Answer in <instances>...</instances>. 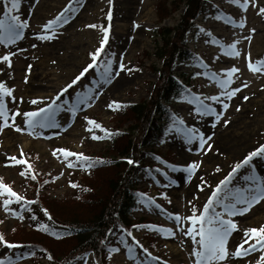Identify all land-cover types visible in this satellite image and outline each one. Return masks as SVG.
Instances as JSON below:
<instances>
[{"label": "rangeland", "instance_id": "obj_1", "mask_svg": "<svg viewBox=\"0 0 264 264\" xmlns=\"http://www.w3.org/2000/svg\"><path fill=\"white\" fill-rule=\"evenodd\" d=\"M2 2L0 19L8 21L10 17L5 9H10L11 4L9 0ZM244 2L240 0V4ZM68 7L71 11L65 14L64 22L52 31H43ZM261 9H264V0H247L246 10L229 0H207L206 13L187 35V45L199 56L201 65L188 60L178 62L175 68L176 74L195 75L196 95L193 94V99L168 105L185 130L177 131L170 125L164 128V137L152 144L161 154L145 160L151 166L157 165L159 174L155 178L137 180L140 190L150 188L147 194L151 198L150 202L141 204L140 215L156 220L157 223L149 225L159 231L148 229L149 225L139 232L132 230L134 241H128L127 245L120 241L114 246L107 257L108 264H146L150 257L159 259L160 264H195L193 248L197 246L185 231L178 230V227L186 229L187 221L178 226L170 217H190L193 206L201 210L214 187L264 143V71L254 73L248 67L250 63L256 65L264 61V13ZM181 14L182 6L176 0H18L12 15L26 22L27 27L15 43L7 47L0 44V57L11 55V67L7 61L0 62V83L12 90V96L5 97L8 115L37 112L52 105L58 95L60 99L50 112L37 118L45 127L28 126L27 118L19 115L15 122L8 120L9 127L0 130V182L22 198L16 202L14 197L0 195V231L4 241L16 240L11 238L16 228L24 227L29 232L28 228L42 223L41 218L29 217V211L25 210L35 209V204L22 205L26 198L35 199V194L24 185L26 172L32 177L50 178L44 185V192L52 201H63L58 207L65 211L81 210L73 202L76 189L71 185L80 181V175L89 169L79 164L67 167V161L56 150L66 149L85 157L106 153L109 146L105 132L88 121L96 122L107 133L133 125L131 116L118 114L117 105L148 98L157 78L151 67L159 65V60L153 56L158 41L154 31L160 26L172 30ZM226 18L230 21H225ZM91 25L97 27H89ZM101 29L108 30L105 44L109 49L108 59L99 67L97 63L89 68L91 56L104 38ZM44 36L51 38H38ZM214 40L221 41L226 48L235 44L239 56L225 55ZM206 67L223 80L200 77ZM232 68L239 71L231 76L232 82L226 89H222L219 82L228 79L224 74ZM64 89L67 91H62ZM236 89L239 91L229 98ZM215 97L219 99H211ZM33 100L38 103H31ZM197 104L212 111L201 114L204 108L197 110ZM89 128L92 131H88ZM93 135L105 138L94 140ZM200 137L206 141L203 148ZM234 138L237 140L230 144ZM12 157L16 159H10ZM192 164L198 167L189 177L185 169ZM22 172L25 175H21ZM249 188L264 189L262 156L241 167L225 192L230 197H239L248 195L245 190ZM9 199L13 202L5 209L4 201ZM47 205L54 211L57 204ZM214 207L217 212L223 211L218 205ZM40 213L44 215L46 211L40 208ZM231 219L238 228L228 242L229 252H234L245 230L264 226V200ZM144 236L154 241L153 248ZM52 245L48 247L56 253ZM147 249L151 250V255ZM261 257H264V250L244 258H229L222 264H264ZM27 260V256L15 255L0 243L3 264H28ZM78 264H97V261L88 257Z\"/></svg>", "mask_w": 264, "mask_h": 264}, {"label": "trees", "instance_id": "obj_2", "mask_svg": "<svg viewBox=\"0 0 264 264\" xmlns=\"http://www.w3.org/2000/svg\"><path fill=\"white\" fill-rule=\"evenodd\" d=\"M176 1L182 6L176 25L170 31L162 26L154 31L158 41L153 56L159 60V65L151 67L157 78L148 98L119 106L118 114L131 116L133 125L114 129L112 135L106 137L109 150L89 156L95 162L94 166L80 175V181H75L73 202L81 210L65 211L58 207V204H64L63 201H52L44 192V185L50 178L39 175L32 179L26 172L24 185L35 194V199L26 198L35 204V210L29 209L30 215H37L35 211L41 208L49 216L41 215L42 223L28 228L29 232L19 227L11 233V238L16 239L12 243L17 245V253L29 256L26 263L77 264L90 256L97 264H108L107 257L114 246L125 240V233L139 232L147 229V225L157 223L140 215L142 193L149 189L140 190L137 180L152 178L158 172L145 160L161 154L152 147L153 142L164 137L165 127L178 122L168 105L180 103L193 94L195 76L183 72L176 74L175 68L178 62L199 58L188 47L187 35L207 10V0ZM108 55L106 45L97 62L107 60ZM129 160L133 163H128ZM105 173L107 175H103ZM53 202L57 204L54 211L47 205ZM41 225L47 230L41 229ZM0 234L3 235L1 231ZM143 238L151 248L154 247L150 237ZM52 244L56 253L48 247H53Z\"/></svg>", "mask_w": 264, "mask_h": 264}, {"label": "snow or ice", "instance_id": "obj_3", "mask_svg": "<svg viewBox=\"0 0 264 264\" xmlns=\"http://www.w3.org/2000/svg\"><path fill=\"white\" fill-rule=\"evenodd\" d=\"M9 2L11 4V8L5 9V12L10 17V20L6 21L0 19V44H4L6 47L9 44L15 43L22 36L23 29L27 27L26 22L21 21L19 17L12 15V10H15L17 8L18 0H9ZM229 2L236 4L244 10H246L247 8V0H245L243 4H240V0H229ZM68 11H71V7L66 8L65 12H62L59 16H57L54 21H50L44 27L43 31L49 32L54 30V27L56 25L64 22L65 14ZM260 11L264 13V9H261ZM89 27L95 28L97 26L91 25ZM101 30L104 33V38L101 42L100 48L91 56L93 61H96L99 58L108 40V30ZM38 38L50 39L51 37L44 36ZM224 54L233 57L239 56V52L236 50L235 44L230 45ZM12 55H14V53ZM2 61L9 62V67H11V55H4L3 57H0V62ZM91 67H94V65H89V68ZM248 67L249 70L253 71L254 73L264 71V61H260L256 65L250 63ZM121 70H123V66H121ZM84 71L87 72L88 69H85ZM238 71V69L232 68L224 74L226 77H228V79L219 82L222 89H226V87L232 82L231 76ZM81 75H83V73ZM79 79L80 77L77 78V80ZM71 86L72 85H69L68 87ZM62 91H67V89H64ZM235 91H239V89H236L232 93H230L229 98L232 95H235ZM11 96L12 90L6 87V85H4L3 83H0V121H2V123H0V130H2L4 127H9L10 125L7 123L8 120L11 119L13 122H15L16 116L19 115H23L27 118L26 123L28 126L45 127V124H43L41 120H38L37 118L41 117L42 113L46 114L50 112L52 110V107L56 104V100L60 99V96L58 95L55 100L52 101V105H50L48 108H42L37 112H27L22 114L20 112H16L12 116H9V109L5 104V97ZM211 99L217 100L219 98L215 97ZM31 103L36 104L38 103V101L33 100ZM201 106L204 107L203 105ZM117 107H119V105H117ZM224 107L227 108V105H225ZM211 111V109L205 107L204 111L201 112V114H207ZM88 123L90 125H93L96 129L105 132V137H110L112 135L111 133H107V131L101 128V126L96 122L88 121ZM16 130L20 131L19 128H17ZM88 131H92V128H89ZM105 137H97L93 135L92 139L97 140L103 139ZM193 139H195V137H193ZM200 140V146L201 148H203L206 141H204L203 137H200ZM56 151L60 152L63 155L64 160L67 161L66 166L69 168L76 167L79 164L81 167L87 169L93 167L95 164V162L91 161L90 158L85 157L82 153H72L66 149H57ZM53 154L55 155L56 153L54 152ZM257 156L264 157V146H261L256 151L250 153L241 163L237 164L233 168L228 177L219 182L217 187L212 191L208 201L206 202L202 210H197L193 206L192 215L190 217H180L179 215L170 217L171 219H174L176 221L178 226L182 225L184 221H187L189 226L186 229L178 227V230L185 231L186 236L190 237L193 241V244L197 246L193 248V256L196 258L195 264H222V262L226 261L229 258H244L253 254L254 252L264 250V226H261L260 228H251L245 230L243 239L241 243L236 247V250L234 252H229L228 250L229 238L232 236L233 232L238 230L237 224L231 219V217L245 214L254 204L258 203L260 200H264V189L249 188L245 190L248 195L241 194L239 197H230L227 192H225V189H227L235 173L241 167L248 165L250 161ZM69 157H75L76 159L69 160ZM10 159L15 160L16 158L12 157ZM18 163H24V161H18ZM128 163L131 164L133 163V161L129 160ZM197 167L198 165L192 164L189 165L187 169H185V171L189 173V177L193 174ZM217 171H219V169H217ZM21 175H25V173L22 172ZM32 179H35V176H33ZM71 186L76 187V185ZM202 190L203 189H201V191ZM5 194H7L9 197H14L16 202L22 200V198L19 197L15 192L11 191L10 188L6 187L2 182H0V195ZM225 200H228L229 202L225 203ZM12 202L13 201L11 199L5 200V209H7L8 205ZM214 205H218L223 209V211L217 212ZM238 205H244V207H237ZM225 217L228 218L226 219ZM33 219H35V217H33ZM148 227L150 230L159 231V229H156L153 226ZM41 229L47 230L46 226L44 225H41ZM252 241H254V243ZM0 243L4 244L8 248L17 247L16 245L6 243L2 234H0ZM245 244L248 245L247 248L244 247ZM261 259H264V257H261ZM0 264H3V261H0Z\"/></svg>", "mask_w": 264, "mask_h": 264}, {"label": "bare ground", "instance_id": "obj_4", "mask_svg": "<svg viewBox=\"0 0 264 264\" xmlns=\"http://www.w3.org/2000/svg\"><path fill=\"white\" fill-rule=\"evenodd\" d=\"M234 139H235V140H234L233 142H230V144H233V143L237 140V138H234ZM230 144H229V145H230Z\"/></svg>", "mask_w": 264, "mask_h": 264}]
</instances>
